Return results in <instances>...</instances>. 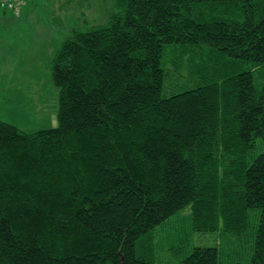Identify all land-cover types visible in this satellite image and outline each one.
Returning <instances> with one entry per match:
<instances>
[{
    "label": "trees",
    "instance_id": "16d2710c",
    "mask_svg": "<svg viewBox=\"0 0 264 264\" xmlns=\"http://www.w3.org/2000/svg\"><path fill=\"white\" fill-rule=\"evenodd\" d=\"M116 5L0 119V264H264V0Z\"/></svg>",
    "mask_w": 264,
    "mask_h": 264
},
{
    "label": "rangeland",
    "instance_id": "374dc122",
    "mask_svg": "<svg viewBox=\"0 0 264 264\" xmlns=\"http://www.w3.org/2000/svg\"><path fill=\"white\" fill-rule=\"evenodd\" d=\"M118 11L116 0H24L18 11L0 7V119L28 133L57 127V51L75 31L105 24Z\"/></svg>",
    "mask_w": 264,
    "mask_h": 264
},
{
    "label": "built area",
    "instance_id": "2783aa9c",
    "mask_svg": "<svg viewBox=\"0 0 264 264\" xmlns=\"http://www.w3.org/2000/svg\"><path fill=\"white\" fill-rule=\"evenodd\" d=\"M24 0H0V7L18 11L23 6Z\"/></svg>",
    "mask_w": 264,
    "mask_h": 264
},
{
    "label": "crops",
    "instance_id": "0c3cea01",
    "mask_svg": "<svg viewBox=\"0 0 264 264\" xmlns=\"http://www.w3.org/2000/svg\"><path fill=\"white\" fill-rule=\"evenodd\" d=\"M20 16V15H19Z\"/></svg>",
    "mask_w": 264,
    "mask_h": 264
}]
</instances>
